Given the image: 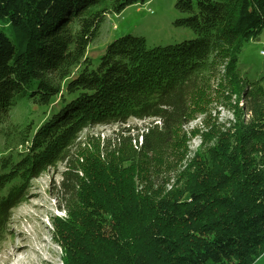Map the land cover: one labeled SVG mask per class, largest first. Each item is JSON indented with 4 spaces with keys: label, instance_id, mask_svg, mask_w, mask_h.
Segmentation results:
<instances>
[{
    "label": "trees",
    "instance_id": "obj_1",
    "mask_svg": "<svg viewBox=\"0 0 264 264\" xmlns=\"http://www.w3.org/2000/svg\"><path fill=\"white\" fill-rule=\"evenodd\" d=\"M145 1L0 0V245L33 179L63 163L62 264H252L264 252V73L245 80L237 62L264 33V0H175L174 24L194 39L125 34L93 64L105 16ZM217 79L239 102L227 122L208 115ZM24 98L51 111L15 124ZM130 119L150 122L138 133ZM99 124L120 127L112 143L79 147Z\"/></svg>",
    "mask_w": 264,
    "mask_h": 264
},
{
    "label": "rangeland",
    "instance_id": "obj_2",
    "mask_svg": "<svg viewBox=\"0 0 264 264\" xmlns=\"http://www.w3.org/2000/svg\"><path fill=\"white\" fill-rule=\"evenodd\" d=\"M175 3V0H148L145 3L129 5L119 14L109 13L98 29V36L87 47V54L93 64L98 62L99 55L104 53L110 41L125 34L142 36L150 46L194 39L195 35L190 28L175 26L174 21L184 16L179 14ZM237 63L245 80H252L264 73V33L259 35L257 40L244 44ZM217 80L206 93L208 96L206 106L210 110L208 115L211 121L217 119L218 122H227L229 119H234L230 103L235 105L239 102L237 96L233 94L232 99H228L227 96L230 94L228 88L223 87V81V85L219 86L220 80ZM10 111L11 119L15 124L26 125L31 121L37 124L51 111V107L45 108L24 98ZM240 113L242 119L249 117V112L244 106L241 107ZM203 116L197 113L185 126L189 136L191 134V140L188 142L191 151L202 143V139L196 134L204 130ZM148 122L150 120L130 119L125 126L135 127L140 133L139 131L144 130ZM135 128L131 134L136 133ZM118 131L120 127L116 124L86 127L80 134L79 147L90 150V144L102 145L107 140L112 143ZM3 154V140L0 135V156ZM65 170L66 166L62 163L33 179L29 199L13 210L10 227L12 237L4 240L0 245V264L63 263L62 249L53 239V230L55 218L66 215L64 209H61L60 199L64 195L59 189L64 180L61 173ZM252 264H264V252Z\"/></svg>",
    "mask_w": 264,
    "mask_h": 264
}]
</instances>
